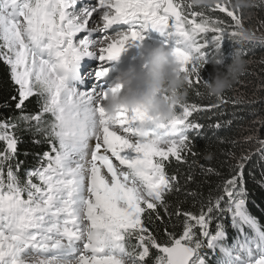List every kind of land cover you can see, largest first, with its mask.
I'll list each match as a JSON object with an SVG mask.
<instances>
[{"label": "snow or ice", "instance_id": "snow-or-ice-1", "mask_svg": "<svg viewBox=\"0 0 264 264\" xmlns=\"http://www.w3.org/2000/svg\"><path fill=\"white\" fill-rule=\"evenodd\" d=\"M77 4L0 0V60L9 68L17 92L11 99L21 110L16 122L0 120V264H209V252L219 253L216 264H264V226L246 206L245 168L252 152L229 165L222 195L201 204L198 214L179 205L170 211L167 199L181 191L168 165L173 159L190 168L196 164L194 136H202L206 127L200 122L204 117L196 116L222 117L231 104L236 108L232 119L207 125L219 130L242 119L237 112L254 103L225 94L208 97L199 74L208 63L210 43L217 47L226 36L240 38L242 12L231 3L196 8L190 0H92L79 9ZM254 8L264 9V0ZM97 20L102 26H89ZM150 31L165 37L163 46L188 78L190 92L208 102L182 103L175 119L152 126L145 137L140 126L148 118L145 112L125 109L114 118L102 106L105 93L80 92L73 84L83 58L118 62L130 49L142 48ZM107 74L105 69L96 75ZM33 96L41 98L39 111L25 115ZM45 114L52 119L43 120ZM20 122L50 146L24 181L17 175L20 164L14 169L11 163L19 142L13 130ZM260 123L264 126V120ZM245 140L255 141V152L264 160V139ZM199 167L205 176L220 175L215 168ZM161 209L169 222L183 217L178 236L165 223L164 241L149 228L164 223ZM228 217L240 233L231 245L226 243Z\"/></svg>", "mask_w": 264, "mask_h": 264}, {"label": "trees", "instance_id": "trees-1", "mask_svg": "<svg viewBox=\"0 0 264 264\" xmlns=\"http://www.w3.org/2000/svg\"><path fill=\"white\" fill-rule=\"evenodd\" d=\"M217 14L223 16V14ZM244 22L249 29L257 32L264 31V9L253 8L249 10L245 15ZM221 48L223 65L219 66V70L227 72V67L233 62L235 53L240 49V46L226 36ZM215 49L216 47L210 43L209 49L206 50L208 52V63L199 73L202 81L206 84L213 82L217 71V66L213 63ZM242 52L244 58L250 60L251 63L247 72L240 77L239 82L225 95L229 98L241 97L245 101L254 103L243 106L247 110L237 112V116L242 117V119L233 120L231 126L222 127L219 130L208 128L207 125L216 122L217 119H232V113L236 111V108L231 104L226 106L225 115L222 117H213L212 120H209L207 114L196 116L197 119H200L202 115L204 118L200 119V122L206 125L205 129L202 130V136H194L192 150L197 153L194 158L196 164L190 168L189 165L178 164L173 159L168 165L167 171L170 175H177L181 191L173 193L167 199L172 206L170 211H174L176 206L179 205L184 211L198 214L201 204H207L210 198L214 200L217 196L222 195V185L230 176L229 165L236 164L242 154L252 152V158L247 162L245 168L249 192L246 206L249 213L264 226V160H261L259 154L255 152V141L246 142L245 140L249 136H258L260 139H264V126L260 123L264 120V46L249 44L242 49ZM14 95H17L16 85L11 80L8 66L0 60V120L7 119L10 122H16L14 118L21 115V110L15 108L16 102L11 99ZM40 100V97L33 96L29 101H26L23 114L37 113ZM188 100L202 104L208 102L207 99H198L191 92ZM252 109L255 110L254 114L251 111ZM42 119L50 121L52 118L50 114H45ZM13 131L19 142L16 157L11 163L14 169L17 163L20 164L17 175L21 181H24L28 171L39 167L43 154L50 150V146L46 137L36 133L34 128L29 129L23 122H20L19 127ZM35 141H39V143ZM232 141L236 142L235 145ZM3 148L4 143L0 141V149ZM230 152L235 154V158L228 155ZM192 159L193 157L189 156L190 162ZM200 165L215 168L220 175L205 176L199 167ZM189 174L193 176L192 180L186 179ZM190 193H196V195ZM161 216L164 218V223L156 221L154 225H149L150 231L158 239L161 241L167 239L164 234L165 223L168 224L167 230L169 232H175L177 236L182 232L183 217L177 220L173 216L171 222H169L162 209ZM216 222L213 221V228ZM224 222L227 225L228 233L226 243L231 245L240 238V233L231 227L230 217L226 218ZM173 224L175 227H172ZM245 231L251 234L249 229L245 228ZM155 254L154 250L153 256ZM218 256V252L215 255L209 252V264H216Z\"/></svg>", "mask_w": 264, "mask_h": 264}, {"label": "clouds", "instance_id": "clouds-1", "mask_svg": "<svg viewBox=\"0 0 264 264\" xmlns=\"http://www.w3.org/2000/svg\"><path fill=\"white\" fill-rule=\"evenodd\" d=\"M190 3L196 8H213L219 4L231 3L245 18L257 0H190ZM236 43L240 49L236 51L227 72L219 70V66L223 65V53L221 45L216 47L213 63L217 66V71L213 82L206 84L204 88L208 97L222 96L239 82L251 63L244 58L242 49L249 44L264 46V31L257 32L245 26ZM146 65L144 71L138 72L135 67H130L120 72L102 100L105 112L114 118L125 109H140L145 112L148 118L140 125L145 137L152 126L175 119L177 109L188 101L190 95L188 78L181 73L180 65L166 46L161 45L151 50L147 54ZM204 66L205 64L201 65L202 68Z\"/></svg>", "mask_w": 264, "mask_h": 264}, {"label": "rangeland", "instance_id": "rangeland-1", "mask_svg": "<svg viewBox=\"0 0 264 264\" xmlns=\"http://www.w3.org/2000/svg\"><path fill=\"white\" fill-rule=\"evenodd\" d=\"M85 2H92V0H78L77 9H79L81 4ZM93 19H97L95 15ZM89 26L97 27L102 25L97 20L96 24H93L92 21H90ZM99 35V32L95 34L97 37ZM82 36L83 33L78 34L76 40H79ZM164 43L165 41H161L153 36L147 35L142 48L130 49L122 56L119 62H113L111 64H105L98 57H85L80 62L83 74L79 75V82L73 84V86L80 92H94L97 95H102L113 86L120 72L126 71L130 67H135L138 72L144 71L145 64L147 62V54ZM105 69H108V74L104 77H97L96 74L104 71Z\"/></svg>", "mask_w": 264, "mask_h": 264}, {"label": "bare ground", "instance_id": "bare-ground-1", "mask_svg": "<svg viewBox=\"0 0 264 264\" xmlns=\"http://www.w3.org/2000/svg\"><path fill=\"white\" fill-rule=\"evenodd\" d=\"M110 87V86H109Z\"/></svg>", "mask_w": 264, "mask_h": 264}]
</instances>
